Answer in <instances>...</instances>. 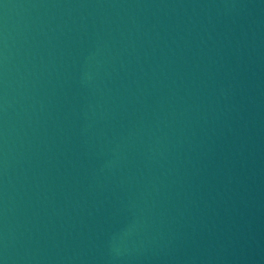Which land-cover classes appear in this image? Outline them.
<instances>
[{"label": "water", "instance_id": "1", "mask_svg": "<svg viewBox=\"0 0 264 264\" xmlns=\"http://www.w3.org/2000/svg\"><path fill=\"white\" fill-rule=\"evenodd\" d=\"M0 264H264V0H0Z\"/></svg>", "mask_w": 264, "mask_h": 264}]
</instances>
